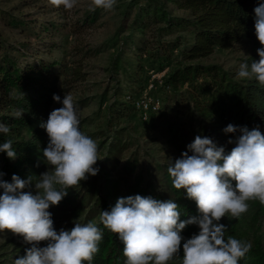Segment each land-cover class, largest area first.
I'll list each match as a JSON object with an SVG mask.
<instances>
[{
	"label": "trees",
	"instance_id": "1",
	"mask_svg": "<svg viewBox=\"0 0 264 264\" xmlns=\"http://www.w3.org/2000/svg\"><path fill=\"white\" fill-rule=\"evenodd\" d=\"M43 1L50 0H18L14 6H0V25L17 30L21 36L11 40L0 28V122L10 126L9 133H0V144L12 140L17 154L10 159L6 152H0V173L4 174L0 179L11 182L14 174L25 180L32 176L33 184L24 191L33 194L34 183L48 170L43 149L49 138L40 124L47 121L51 111L62 107L54 105V94L62 101L63 91H71L86 80L84 61L96 53L94 47L73 44L68 54L78 59H73L74 65L69 67L65 56H54V51L65 47V35L93 27L105 11L88 8L74 22L69 21L63 6L50 5L49 10L66 21L38 19L35 15L39 16L41 10L48 12ZM259 3L264 0H127L117 7L123 8L119 31L126 34L108 70L113 78L120 75L122 79H114L116 97L108 107L111 115L105 131L115 135L97 175L69 188L67 196L49 208L57 232L61 228L70 230L74 223L88 222L101 229L103 239L91 264H124L126 260L122 242L99 220L100 213L110 210L118 198L139 194L162 201L172 199L179 205L181 220L199 215L186 191L173 187L167 171L170 162L133 147L130 128L113 121L139 113L134 102L144 93L148 71L171 68L163 77L165 86L157 91L163 107L159 113H150L148 124L178 157L188 151L187 146L197 135L211 138L229 153L235 143L228 141L240 135L238 131L226 134L223 129L229 124L249 130L258 125L264 134V87L254 78L238 79L236 72L204 61L217 48L229 49L244 39L256 50L243 57L242 63L259 61L257 49L262 45L254 28V8ZM26 8L36 11L25 12ZM18 109L24 110L23 118H14ZM247 203L246 213L239 218L223 217L220 223L227 226L225 240L231 236L252 245L238 264H264L262 239L251 235L256 222L264 217V205L258 200ZM198 232L197 225H188L181 235L187 239ZM6 245L12 250L0 253V264H14L33 246L15 234ZM37 246L44 247L46 242ZM174 259L167 264H175Z\"/></svg>",
	"mask_w": 264,
	"mask_h": 264
},
{
	"label": "clouds",
	"instance_id": "2",
	"mask_svg": "<svg viewBox=\"0 0 264 264\" xmlns=\"http://www.w3.org/2000/svg\"><path fill=\"white\" fill-rule=\"evenodd\" d=\"M50 3L72 10L78 0ZM116 3L91 0L93 11H111ZM254 13L255 35L262 45L257 49L260 59L250 65L241 63L237 78H254L264 87V3H259ZM53 100L63 106L51 111L40 124L49 138L43 149L48 170L34 183L35 194L24 191L33 184L32 176L25 180L14 174L11 182L0 179V233L10 231L33 245L14 264H91L103 239L101 229L92 222L74 223L70 230L61 228L59 232L54 228L50 206L58 205L69 188L95 176L99 169L94 166L100 159L97 143L80 130L72 95L65 94L61 101L54 94ZM23 115V109L13 113L17 119ZM223 131L240 133L235 141H228L235 143L229 153L211 138L197 135L188 151L171 161L167 169L173 187L186 191L199 215L181 220L179 205L172 199L162 201L139 194L118 198L110 210L100 213V222L124 245V264H167L181 252V245L182 264H238L251 250L250 242L231 236L225 240L227 226L220 221L226 216L239 218L248 211V201L264 205V134L258 125L249 130L229 124ZM9 132L10 126L0 122V133ZM0 152H6L10 159L17 155L12 140L0 144ZM188 225H197L199 232L185 239L181 232ZM40 242L46 246L38 247Z\"/></svg>",
	"mask_w": 264,
	"mask_h": 264
},
{
	"label": "rangeland",
	"instance_id": "3",
	"mask_svg": "<svg viewBox=\"0 0 264 264\" xmlns=\"http://www.w3.org/2000/svg\"><path fill=\"white\" fill-rule=\"evenodd\" d=\"M127 0H117L114 9L111 11H104L99 21L91 28H84L81 32L68 34L63 37L64 46L61 50L54 51V56L63 57L69 63V67L74 64L71 62L73 59L77 60L75 56L68 54V49L73 44L80 46L94 47L95 52L91 56L85 59L84 70L88 72L86 80L80 82L76 88L73 87L71 91H63L62 95L70 94L73 97L74 106L78 112V116L81 120H84L81 125V131L92 138L98 145V158L94 167L100 169V163L105 158L108 145L115 135L114 132L107 131L108 119L110 118L111 112L109 105L115 100V78L122 79L119 77L111 76L108 67L112 61V57L120 49L121 41L126 32L119 31L123 16L121 11L123 8H117L124 5ZM18 0H0V6L11 7L16 5ZM42 4H46L48 12L41 10L38 19H54L58 21H66L58 16L54 11H50V1H43ZM91 0H78V3L72 10H68L65 14L68 16L69 21L74 22L81 17L83 12L91 8ZM34 12L35 8H26L25 12ZM32 17V16H30ZM4 35L9 36L11 40H15L20 36L17 30H12L3 25H0ZM34 39V38H33ZM35 40V39H34ZM256 50L253 43L247 39L241 40L234 44L229 49L217 48L215 52L204 61L207 63H217L224 67V69L238 73L239 66L242 63L243 57L249 56ZM178 53V51H175ZM170 67H166L163 70L152 69L148 71L146 76L147 83L145 84V90L142 97L150 91V84H155L152 88L153 94L158 93L157 91L161 87L159 82L169 71ZM157 84V86H156ZM62 85V84H60ZM124 93H127L126 91ZM125 97V96H124ZM83 100L84 102L78 103ZM76 104V105H75ZM55 106H63L62 103L56 102ZM163 107V106H162ZM140 111V110H139ZM138 111V112H139ZM159 113V112H158ZM147 117V118H144ZM113 121L119 123L120 126H126L130 128L128 136L135 143L133 147L140 148L141 151H147L150 155H154L161 158H166L170 163H174L176 159L180 158L176 155L171 147L165 143L157 134L151 129L148 121H151L150 114L144 116L141 112L136 113L134 116L116 119ZM157 137V138H156ZM97 175V174H96ZM95 175V176H96ZM94 176H89L87 180H91ZM84 180V181H87ZM82 181V182H84ZM14 234L10 231L0 233V253L5 251H11L12 247L6 245L8 239ZM251 235L254 237L259 236L262 239L264 246V217L256 222L255 227L251 230ZM182 245L181 252L175 255V264H181Z\"/></svg>",
	"mask_w": 264,
	"mask_h": 264
},
{
	"label": "built area",
	"instance_id": "4",
	"mask_svg": "<svg viewBox=\"0 0 264 264\" xmlns=\"http://www.w3.org/2000/svg\"><path fill=\"white\" fill-rule=\"evenodd\" d=\"M177 51V50H175ZM161 86H165L164 84V79H160L159 80ZM157 86V84H156ZM155 87V84L151 83L150 84V91H152V88ZM166 89H169V86L165 87ZM135 107L137 108V110L139 112H141L142 114H144V116H147L150 113H158L161 111L162 106L164 104L163 98L155 93V94H149L146 93L143 97L141 98H137L134 102ZM147 118V117H144Z\"/></svg>",
	"mask_w": 264,
	"mask_h": 264
}]
</instances>
